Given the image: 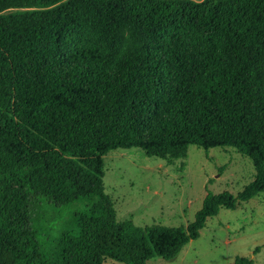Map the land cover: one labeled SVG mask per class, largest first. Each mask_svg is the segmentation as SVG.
I'll use <instances>...</instances> for the list:
<instances>
[{
    "label": "trees",
    "instance_id": "1",
    "mask_svg": "<svg viewBox=\"0 0 264 264\" xmlns=\"http://www.w3.org/2000/svg\"><path fill=\"white\" fill-rule=\"evenodd\" d=\"M190 146L236 149L254 180L208 193L188 226L118 220L104 158ZM261 194L264 0H0V264L172 261Z\"/></svg>",
    "mask_w": 264,
    "mask_h": 264
},
{
    "label": "rangeland",
    "instance_id": "2",
    "mask_svg": "<svg viewBox=\"0 0 264 264\" xmlns=\"http://www.w3.org/2000/svg\"><path fill=\"white\" fill-rule=\"evenodd\" d=\"M104 161L106 193L118 220H132L142 228L188 226L208 193L229 192L236 197L256 174L252 160L232 147L190 146L186 159L174 161L148 157L141 149H117ZM79 208L76 204L56 209L58 214L50 223L54 233ZM237 258L264 264V194L235 210L221 209L176 259L156 258L148 264H233Z\"/></svg>",
    "mask_w": 264,
    "mask_h": 264
}]
</instances>
